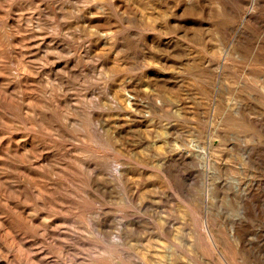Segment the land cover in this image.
I'll use <instances>...</instances> for the list:
<instances>
[{
	"label": "rangeland",
	"instance_id": "1",
	"mask_svg": "<svg viewBox=\"0 0 264 264\" xmlns=\"http://www.w3.org/2000/svg\"><path fill=\"white\" fill-rule=\"evenodd\" d=\"M0 264H264V0H0Z\"/></svg>",
	"mask_w": 264,
	"mask_h": 264
},
{
	"label": "bare ground",
	"instance_id": "2",
	"mask_svg": "<svg viewBox=\"0 0 264 264\" xmlns=\"http://www.w3.org/2000/svg\"><path fill=\"white\" fill-rule=\"evenodd\" d=\"M205 259V258H204Z\"/></svg>",
	"mask_w": 264,
	"mask_h": 264
}]
</instances>
